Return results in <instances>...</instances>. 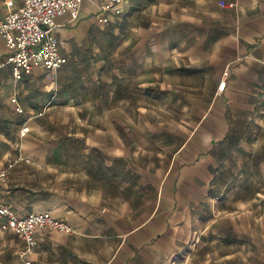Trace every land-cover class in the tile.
I'll return each instance as SVG.
<instances>
[{
    "label": "crops",
    "instance_id": "1",
    "mask_svg": "<svg viewBox=\"0 0 264 264\" xmlns=\"http://www.w3.org/2000/svg\"><path fill=\"white\" fill-rule=\"evenodd\" d=\"M105 1H84L76 22L68 23L67 14L58 17L59 50L67 58L60 68L47 72L35 68L15 83L11 66L0 67V126L21 129L29 123L34 128L44 116L60 114L74 117L73 122L124 121L113 116L117 114L112 112L110 99L86 96L91 101L80 103L83 96L71 87L78 77L74 69L78 60H96L94 52L81 47L94 41L93 30L103 24L96 16ZM19 4L20 0H15V7ZM6 11L0 0V14ZM115 19L118 24L111 28L119 26L124 36L130 31L134 37L129 41L135 44V95L140 92L142 98L146 83L159 87L166 83L177 92L176 100H182L186 110L178 118L183 125L175 136L180 141L156 168L155 178L149 174L135 184L134 198L95 193L84 187L81 179L76 180L79 184L71 182L69 189L52 188L61 187L62 180L47 184L49 189L45 184L19 186L14 184V169L30 158L23 148L22 153L7 157L13 145L2 152L0 168L19 155L23 157L1 188L4 199L19 215L46 210L71 227L70 232L38 230L36 245L28 256L31 264H193L202 247L199 242L214 219L224 215L236 221L240 217L214 214L218 213L214 203L223 195L214 191L228 185L217 175L230 154L228 140L235 125L249 124L254 108L264 100V0H126L121 12L110 15L108 21ZM6 52L0 35V61ZM144 68L154 71L147 81L143 80ZM159 68L165 69L161 74L167 77L166 82L159 78ZM104 71L90 73V85L96 84L95 89L106 81ZM124 72V68L106 72L107 81L114 82L110 98L116 97V84L128 76ZM223 77L226 84L218 91ZM0 137L10 143L13 138L2 133ZM106 181H111L108 176ZM124 185L127 188V183ZM209 202L212 211L206 212ZM1 224L2 220V231L19 241L13 248L16 256L12 264H24L19 256L23 249L20 237L3 230ZM203 264H207L206 257Z\"/></svg>",
    "mask_w": 264,
    "mask_h": 264
},
{
    "label": "rangeland",
    "instance_id": "2",
    "mask_svg": "<svg viewBox=\"0 0 264 264\" xmlns=\"http://www.w3.org/2000/svg\"><path fill=\"white\" fill-rule=\"evenodd\" d=\"M115 24L118 19L99 25L93 30L94 41L81 47L94 52L96 60H78L79 66L74 67L78 77L71 87L83 96L80 103L91 101L86 96L110 99L112 112L117 114L113 116L124 121L73 122L74 117L64 114L47 115L34 128L19 122L20 126H28L29 132L18 136L15 132H20V127L0 126V134L13 136L11 143L8 138L0 137V159L2 152L12 145L14 149L7 157L22 153L20 148H23L25 156L30 158L15 167L14 184L22 187L45 184L49 189L51 186L47 184L62 180L61 187L52 188L69 189L71 182L79 184L76 180L81 179V184L95 193L134 198L135 184L149 174L155 178L156 168H160L164 157L177 146L180 139L175 136L183 125L178 118L186 110L181 106L182 100H176L177 92L166 83L160 87L146 83L142 98L140 92L135 95V44L129 41L130 31L124 36L123 28L110 27ZM118 68H124L128 76L116 84V97L110 98L114 82L107 81L106 72L113 73ZM98 69H105L106 81L95 89L96 84L90 85V73ZM164 70L159 68V78L164 77L166 82L167 77L162 76ZM153 72L144 68L143 80L151 79ZM249 122L235 125L228 140L230 154L217 175L220 182L228 185L214 191L215 195L223 193L221 199H216L218 203H214L218 211L214 214L233 213L240 217L236 221L224 215L215 218L205 239L199 242L202 247L193 264H203L205 257L207 264H264V100L254 108ZM107 176L110 182L106 181ZM131 203L137 205V202ZM204 210L211 212L212 204L209 202ZM18 243L9 232L0 229V264H12L16 256L13 248Z\"/></svg>",
    "mask_w": 264,
    "mask_h": 264
},
{
    "label": "built area",
    "instance_id": "3",
    "mask_svg": "<svg viewBox=\"0 0 264 264\" xmlns=\"http://www.w3.org/2000/svg\"><path fill=\"white\" fill-rule=\"evenodd\" d=\"M7 11L0 14V35L5 40L6 55L0 61V67L5 64L11 66L12 76L16 82L29 74L35 68L44 71H54L66 63L67 58L60 53L56 35L58 17L69 15L68 23L76 22L81 5L86 0H20L15 7V0H1ZM126 0H106L100 5L97 21L106 23L112 14L118 15ZM226 84L221 78L218 91H222ZM21 112V108H16ZM29 131L28 126L22 125L20 134ZM23 159L22 156L9 160L0 168V220L1 228L17 234L23 249L19 256L24 264H31L29 255L36 245V232L42 228H50L58 232H70V225L49 211L28 212L19 215L17 211L4 199L1 188L9 180L13 167Z\"/></svg>",
    "mask_w": 264,
    "mask_h": 264
}]
</instances>
